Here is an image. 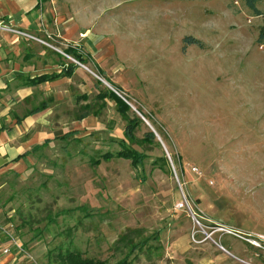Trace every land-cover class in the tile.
<instances>
[{"label": "rangeland", "instance_id": "obj_1", "mask_svg": "<svg viewBox=\"0 0 264 264\" xmlns=\"http://www.w3.org/2000/svg\"><path fill=\"white\" fill-rule=\"evenodd\" d=\"M72 1L84 17L98 8L92 31L108 33L72 76L16 103L20 115L48 104L30 134L50 141L0 176L2 216L34 263L59 264L66 250L114 262L140 244L132 264H264V13L242 0ZM36 38L62 55L43 71L75 62L55 37ZM98 77L128 98L138 141L159 136L129 143L146 155L138 168L93 162L120 148L125 126ZM183 197L196 219L177 208ZM123 233L128 246L116 244Z\"/></svg>", "mask_w": 264, "mask_h": 264}, {"label": "crops", "instance_id": "obj_2", "mask_svg": "<svg viewBox=\"0 0 264 264\" xmlns=\"http://www.w3.org/2000/svg\"><path fill=\"white\" fill-rule=\"evenodd\" d=\"M80 9L72 0H0V25H9L35 37H55L66 48L70 46L93 56L97 46L92 48L91 41H97L108 32L92 31L100 14L98 8L87 17ZM62 53L67 56L64 51ZM53 56L55 60L62 57L56 48L41 47L34 39L0 29V176L25 170L30 154L42 146V136L30 133L36 125L37 114L48 107L37 113L28 114V111L45 101L32 106L23 115L18 114L14 106L33 94L39 85L53 82L23 83L26 78L56 71L41 68V63L51 61ZM8 221L0 209V264H35L31 256L34 249L24 245ZM8 234L16 235L19 247Z\"/></svg>", "mask_w": 264, "mask_h": 264}, {"label": "trees", "instance_id": "obj_3", "mask_svg": "<svg viewBox=\"0 0 264 264\" xmlns=\"http://www.w3.org/2000/svg\"><path fill=\"white\" fill-rule=\"evenodd\" d=\"M260 1L261 0H242L243 4L248 9H250L254 15H261L264 13V11L258 8V4ZM184 42L188 44H197L201 46V42L192 36L184 37ZM257 42L259 44H264V26L261 28L258 34ZM64 53L66 55L72 56L77 62L81 64H86L87 60L91 59V56L88 53H85L81 51L80 49L72 48L70 46H68L64 50ZM77 66H78L77 63L75 62L63 63L59 71H53L51 73H43L33 78H26L23 83L25 85H37V84L44 83V82L54 81L56 79L63 78V77H70L73 75ZM99 74L102 75L100 72ZM114 87L116 88L117 91L121 92V89H119L117 86H114ZM106 91L107 92H105L103 96L105 97L109 96L111 99L114 100L117 112L120 114L122 119L125 121V126H124V131H123L124 138L118 140L120 144V148L118 150L114 152L106 151L104 153H101L98 155L96 159H94L93 162L95 164H99L101 161H109L113 158H123V159H128L134 168H138L141 165H143L146 155L142 152H139L131 148L129 143L140 141L141 143L150 144L154 141V134L152 131H148L138 141L137 138L135 137V132L139 124L141 123V119L137 116L131 118L132 116L128 114V111L130 110V105L126 102L128 98L124 95H122L123 98H121L115 92L109 89H107ZM47 107L48 106L46 102H41V104L29 110L28 114L43 111ZM88 110L89 108H86L85 112L81 113V115H79L78 118L82 119L83 117L89 115L90 112H88ZM68 135L72 136L73 134L67 133L61 137H67ZM49 141L50 139L44 140L42 145L48 143ZM26 153H29V152H26ZM159 159L164 162L166 161V158L164 156H160ZM159 168H163V167H159ZM128 231H131V229H128ZM131 241L132 240H130V238H128V236L125 233H123L119 235V237L117 238L116 244L123 242L126 246H128L129 244H131ZM139 245L140 244L131 245V249L129 250V252L126 255H124L122 258L114 262H111L107 259L87 257V256H84L78 250L60 251L58 253L57 259H58L59 264H132L133 260L130 258L131 252L134 251V249L138 248Z\"/></svg>", "mask_w": 264, "mask_h": 264}, {"label": "built area", "instance_id": "obj_4", "mask_svg": "<svg viewBox=\"0 0 264 264\" xmlns=\"http://www.w3.org/2000/svg\"><path fill=\"white\" fill-rule=\"evenodd\" d=\"M0 29L10 31V32H12V33H14V34H16L18 36L29 37L31 39H38L35 36H32V35H30L28 33H25V32H22L21 30L16 29V28H13V27H11L9 25L2 24V25H0ZM75 63L81 64V63L77 62L76 60H75ZM193 170L195 171L196 168H193ZM177 208H183V209L190 210V213H191L192 217L195 218L194 213L189 208V204H188V201H187L186 197H183L182 198V200L178 203ZM197 222H198V220H197ZM9 226L12 227V224L10 223ZM8 236L11 238V240H13L14 245H16L17 247H19L20 243H19L18 238L16 237V235L13 236L12 234H8Z\"/></svg>", "mask_w": 264, "mask_h": 264}, {"label": "water", "instance_id": "obj_5", "mask_svg": "<svg viewBox=\"0 0 264 264\" xmlns=\"http://www.w3.org/2000/svg\"><path fill=\"white\" fill-rule=\"evenodd\" d=\"M99 79H100V81L101 82H104L105 84H107L111 89H113L109 84H108V82H106L104 79H102V78H100V77H98ZM113 91L117 94V95H119L121 98H123V96L118 92V91H116V90H114L113 89ZM127 102V101H126ZM128 103V102H127ZM129 104V103H128ZM130 105V104H129ZM130 107H132L131 105H130ZM141 115V114H140ZM151 131L154 133V135L155 136H157L158 138H159V136H158V134L156 133V131L153 129V128H151ZM163 144V143H162ZM163 147H164V149H165V151H166V155H167V150H166V147H165V145L163 144Z\"/></svg>", "mask_w": 264, "mask_h": 264}]
</instances>
